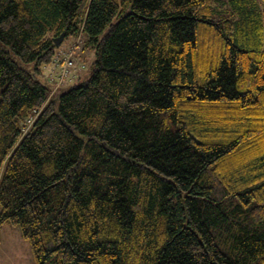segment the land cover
Listing matches in <instances>:
<instances>
[{"label":"trees","instance_id":"16d2710c","mask_svg":"<svg viewBox=\"0 0 264 264\" xmlns=\"http://www.w3.org/2000/svg\"><path fill=\"white\" fill-rule=\"evenodd\" d=\"M4 221L33 264H264V0H0Z\"/></svg>","mask_w":264,"mask_h":264},{"label":"rangeland","instance_id":"374dc122","mask_svg":"<svg viewBox=\"0 0 264 264\" xmlns=\"http://www.w3.org/2000/svg\"><path fill=\"white\" fill-rule=\"evenodd\" d=\"M58 48L67 49L75 42V36L67 35ZM95 59L94 50L90 47L82 48L81 44L74 53L76 64L75 74L71 79L60 84L59 88L67 89L73 83L89 77ZM49 64V63H48ZM47 64V65H48ZM47 66H44V70ZM34 257L27 238H25L18 224L4 221L0 224V264H33Z\"/></svg>","mask_w":264,"mask_h":264},{"label":"built area","instance_id":"2783aa9c","mask_svg":"<svg viewBox=\"0 0 264 264\" xmlns=\"http://www.w3.org/2000/svg\"><path fill=\"white\" fill-rule=\"evenodd\" d=\"M82 41L81 28L75 35V42L67 49L58 48L54 53L51 61L49 62L44 71V77L50 84V94L54 93L66 80L71 79L75 74L76 64L74 62V53L80 46ZM39 109H33L31 113L25 118L23 122V132L26 131L35 117Z\"/></svg>","mask_w":264,"mask_h":264},{"label":"water","instance_id":"95a60500","mask_svg":"<svg viewBox=\"0 0 264 264\" xmlns=\"http://www.w3.org/2000/svg\"><path fill=\"white\" fill-rule=\"evenodd\" d=\"M65 35H66V32L65 31H61L59 34H57V35L52 37V41H53V43H54V45L56 47L59 46V44L61 43V41L65 37Z\"/></svg>","mask_w":264,"mask_h":264}]
</instances>
